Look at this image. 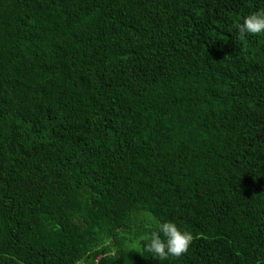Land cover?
<instances>
[{"label":"trees","instance_id":"1","mask_svg":"<svg viewBox=\"0 0 264 264\" xmlns=\"http://www.w3.org/2000/svg\"><path fill=\"white\" fill-rule=\"evenodd\" d=\"M264 0H0V264H264ZM159 220L192 233L164 261Z\"/></svg>","mask_w":264,"mask_h":264},{"label":"clouds","instance_id":"2","mask_svg":"<svg viewBox=\"0 0 264 264\" xmlns=\"http://www.w3.org/2000/svg\"><path fill=\"white\" fill-rule=\"evenodd\" d=\"M235 29L241 40L248 35L264 34V8H258L243 15L236 22ZM193 239L192 233L171 220H159L153 230L143 237V249L153 258L164 261L169 257H180L186 253Z\"/></svg>","mask_w":264,"mask_h":264}]
</instances>
